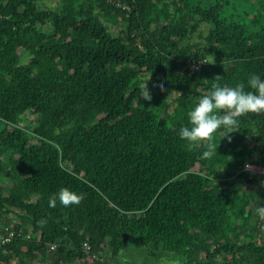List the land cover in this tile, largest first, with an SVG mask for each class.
Listing matches in <instances>:
<instances>
[{"label":"trees","instance_id":"obj_1","mask_svg":"<svg viewBox=\"0 0 264 264\" xmlns=\"http://www.w3.org/2000/svg\"><path fill=\"white\" fill-rule=\"evenodd\" d=\"M227 5L0 0V264H113L132 240L183 264H264V174L245 170L264 167V114L206 144L177 135L217 76L264 77V2ZM61 188L83 199L61 205Z\"/></svg>","mask_w":264,"mask_h":264},{"label":"clouds","instance_id":"obj_2","mask_svg":"<svg viewBox=\"0 0 264 264\" xmlns=\"http://www.w3.org/2000/svg\"><path fill=\"white\" fill-rule=\"evenodd\" d=\"M220 77L213 79L211 87L202 95L191 111L188 112V125L181 126L177 132L178 137L189 146L206 144L212 139V134L218 129L228 130L237 127L238 118L249 113L264 114V77L252 73L247 79V88L244 83L234 86H225L218 83ZM163 91V88L160 89ZM145 104H150L149 89L145 87L138 90ZM207 151L203 156H207ZM61 205L69 206L79 204L83 199L79 194L69 188H61L58 193ZM56 199H49V207H55ZM257 216L264 218V205L256 210ZM45 223L42 219L38 221Z\"/></svg>","mask_w":264,"mask_h":264},{"label":"rangeland","instance_id":"obj_3","mask_svg":"<svg viewBox=\"0 0 264 264\" xmlns=\"http://www.w3.org/2000/svg\"><path fill=\"white\" fill-rule=\"evenodd\" d=\"M60 0H46L48 6L55 8ZM214 3L219 0H205ZM229 13L253 11L255 5H260L264 0H227ZM174 98V94L170 93ZM169 112H172L170 109ZM184 258L169 252L152 251L137 240H132L125 245L120 255L113 260V264H183Z\"/></svg>","mask_w":264,"mask_h":264},{"label":"built area","instance_id":"obj_4","mask_svg":"<svg viewBox=\"0 0 264 264\" xmlns=\"http://www.w3.org/2000/svg\"><path fill=\"white\" fill-rule=\"evenodd\" d=\"M202 66H203L202 62L193 63L191 69L193 71H198L202 68ZM245 170L249 172L251 176L260 177L264 174V167L254 162H247L245 165ZM12 236L13 234L11 233L10 237L3 239L2 242L3 243L9 242ZM85 247L87 248V250L91 249V247L88 244H85ZM93 258H97V254H93Z\"/></svg>","mask_w":264,"mask_h":264}]
</instances>
